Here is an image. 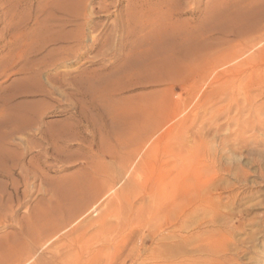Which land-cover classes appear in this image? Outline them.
<instances>
[{"label":"rangeland","instance_id":"rangeland-1","mask_svg":"<svg viewBox=\"0 0 264 264\" xmlns=\"http://www.w3.org/2000/svg\"><path fill=\"white\" fill-rule=\"evenodd\" d=\"M71 2V62L0 76V264H264V0ZM52 6L0 0V31Z\"/></svg>","mask_w":264,"mask_h":264},{"label":"bare ground","instance_id":"bare-ground-1","mask_svg":"<svg viewBox=\"0 0 264 264\" xmlns=\"http://www.w3.org/2000/svg\"><path fill=\"white\" fill-rule=\"evenodd\" d=\"M49 1H52L53 5L55 6V7H53V6L52 7L54 9H56V11L55 12L48 11L50 13L48 20L44 21L45 24L43 25V27H42V22H39L38 23L39 27L35 32H32L30 35L23 33V35L20 36V33H15V31L16 32L19 31V30H17L18 28H14L12 26H7L3 29V31H0V42H2L3 40H7L8 38H12V42L9 41L6 44L7 48L10 47V52L8 54L13 53L18 48L26 49L25 53L27 51L29 54V51L32 49V47L33 48H36L35 46L38 47L34 50L32 49L33 51L31 50L30 54H32V57H26L24 52L20 56H18V58H13V57H11V55H9L10 58H9V56H7L8 60L6 63L5 62L3 63L4 70L3 71L1 70V73H0L1 77L6 76L7 73L10 70H12L15 65L20 64L22 62L20 60L23 59V62H22L23 66L20 69H18L17 72L31 76L30 78L28 77L27 79H24V81L25 80L29 81L31 79V80H33V82L35 80L40 82V77L42 75L41 67H56V66H59L60 64L70 63L71 62L70 61L71 60V54H72V51L74 50V47L75 46L80 47L84 44V43H82V41L85 38H83L84 36H82L81 30H82V28H84L86 26L85 24H80L78 26L81 28H79L77 35H74V32H71V31L68 32L65 30V28L67 26V22L69 21L68 19L71 20V18L74 17V14L76 11L75 5L77 3L74 4L71 2V0H59L58 2H56L55 0H49ZM176 14L182 16L183 12H176ZM172 16H173V14H172ZM74 20H75V18H74ZM243 20H244V18H243ZM179 21H182V22L188 23V24L191 23V20H177L176 22H179ZM57 22H63V24L60 25V28H62V30L58 34L54 33V30L57 27H59V26L55 25ZM57 24H59V23H57ZM237 26H239V25H237ZM198 29H200V26H199V24H196V25L191 26L190 28L182 29V30L174 31V32L180 33L183 37H191V35H193L195 32H197ZM258 31H259L258 26H255L252 30V32H258ZM29 38L32 40L30 42H26V41L30 40ZM187 42L188 41H184L183 43H180V44L185 45V44H187ZM72 43L75 44L73 47L70 46V44H72ZM177 43H174V45H176ZM33 45H35V46H33ZM181 47H183V46H181ZM50 48H52V49H50ZM43 51L46 52V55L44 57H42L40 59H36L34 57V56L37 57V55L40 54L41 52L43 53ZM152 55H153V53H149L142 58H140L142 55L140 57L138 56L137 60H135V61L132 60V61L128 62L126 69L131 70V69H134L136 67H140V68L141 67L147 68V66L149 67L152 64V59H154V57H152ZM67 76L68 75L66 74L65 77L67 78ZM7 103L5 104V109H6V112L9 111L10 114L7 115L6 118H4L5 121H8V120L10 122L15 121L16 117L21 119V113L24 111H27L26 107H24V105H22V104L10 106ZM21 108H22V110H21ZM28 124L30 125V122L27 123L26 125H28ZM5 153H6L5 149L0 147V164L4 163ZM0 171L2 174H7V172L9 170H6V168H4V170H0ZM13 187H14L15 192H17V194H18L19 192H18L17 184H13ZM7 188L5 187V185L3 183H1L0 184V194L5 192ZM102 189H103V186L101 184L97 185L96 189H95V193H100L102 191ZM2 196H4V195H2ZM2 196L0 195V209L3 206H5V203L2 199L3 198ZM67 204H69V203H67Z\"/></svg>","mask_w":264,"mask_h":264}]
</instances>
